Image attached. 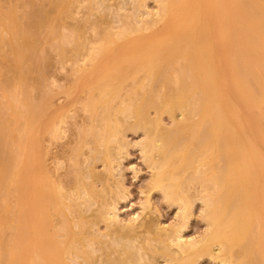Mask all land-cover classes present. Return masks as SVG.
Segmentation results:
<instances>
[{"label": "bare ground", "instance_id": "bare-ground-1", "mask_svg": "<svg viewBox=\"0 0 264 264\" xmlns=\"http://www.w3.org/2000/svg\"><path fill=\"white\" fill-rule=\"evenodd\" d=\"M83 1L88 2L87 14L92 15L93 10L97 13L108 8L103 3L110 0H102L101 5L100 0H16L14 4L9 0L6 5L7 22L1 31L9 35H0V55L7 57L9 64L0 70V85L11 97L4 104L11 112L8 118L0 115V133L5 132L10 152L19 153L13 166L14 178L9 181L18 191V220L21 223L24 216L27 225L19 227L13 237L14 245L22 243L19 255L14 246L1 248L0 243V264H154L156 251L163 253L166 264H196L204 254L213 257V246L218 247L223 264H264V66L259 64L264 59V1L223 0L222 11V0H212L216 9L212 11L201 7L204 0H157V18L149 14L154 18L143 20V13H137L121 23L118 36L163 22L142 41L137 35L138 40L125 44L126 49L121 45L127 52L121 57L120 48L103 54L105 40L112 34L109 22L102 16L66 25V19L74 18L75 8ZM247 1L251 14L232 16L238 3ZM15 4L29 9L16 13ZM136 4L135 9L146 5L144 0ZM232 22L237 23L232 31L239 38L238 54L231 50L218 55L213 44L199 43V35L205 38L215 27L221 36ZM87 28L94 30L97 38L94 45L86 48ZM193 34L198 35L197 40ZM163 38H167V43L158 41ZM139 40L145 42L140 44ZM45 44L53 46L60 61L74 55V62H79L77 58L81 56L92 69L91 78L83 75L88 70L83 61L84 66L71 70L78 74L71 89L89 90V101L84 106L92 111L90 124L78 131L73 156L67 159L72 162L69 165L73 179L65 187L50 176L44 164V138L58 133L60 112H49L52 102L46 87L38 102L29 101L28 97L30 80L41 86L44 79L48 64ZM236 57L244 73L256 78L259 96L253 94L244 76L240 77L234 68ZM7 71L11 72L10 77L6 76ZM128 80L132 87L123 94L132 98L120 101L123 106L118 112L132 117L133 124L109 114L113 91ZM98 106L106 111L103 120L97 116ZM150 109L154 117L148 115ZM164 113L173 120L170 127L161 124ZM177 113L183 116L179 120L175 119ZM131 125L143 130L144 140L139 144L155 169L150 180L152 188L160 190L168 201L177 202L182 212H188L192 199L186 193L187 186L201 187L209 228L202 237L183 241L181 226L167 228L137 218L126 223L118 219L110 204L117 191H112L108 179L115 170L116 156L125 145L120 137L122 128ZM83 146L90 148L88 153L93 160L100 154L97 159L105 168L104 174L95 172L92 166H79ZM155 154L159 156L157 160ZM7 159L0 150V191L5 183ZM98 182L102 184L100 188L96 186ZM89 203H97V207L86 216L82 206ZM99 222L105 225L102 234L92 230ZM54 227L64 232L62 240H57L53 232L48 233ZM101 236L110 239L105 241ZM91 243L96 244L93 250L89 249ZM173 246L175 249H171ZM95 250L100 254L95 255ZM72 254L82 261L75 262Z\"/></svg>", "mask_w": 264, "mask_h": 264}, {"label": "rangeland", "instance_id": "rangeland-1", "mask_svg": "<svg viewBox=\"0 0 264 264\" xmlns=\"http://www.w3.org/2000/svg\"><path fill=\"white\" fill-rule=\"evenodd\" d=\"M10 1L12 2V4H14L16 2V0H10ZM94 1H95V3L96 2L98 3L99 0H94ZM94 1H93V3H94ZM100 1L101 2L98 3L99 5H101L103 3L102 0H100ZM132 1H133V3H132ZM137 1L138 0H136V1H134V0H131V1L130 0H110L109 2H104L103 4L104 5L107 4L108 8L105 7L103 9V5H102V6H100V9H101V7L103 9L102 11L100 10L96 13L93 10V12L96 15L94 13L92 15L87 14L88 8H86V6H87L88 2L83 1L79 5V7L75 8L74 13H73L74 18L73 19H66V25L75 24L77 21L82 22L83 20H85V18L87 19V17L90 18L91 20L103 18V19H105L104 21L107 20V22H109V24L107 26H109L108 28L111 30L110 32L112 34V37H110V39L105 40V44L103 45L105 47H103V49H105V50L107 49V50L105 51L102 49L104 51L103 54L106 55L109 52V50L112 48H113V50L115 48V51L117 50V48L122 49L121 45H123V47L126 49L125 46L127 45V43L130 42V40L140 39L142 41L143 39L147 38V36L150 33H155L154 31H157V28L160 27L163 23L161 20V21H158V23L156 25H154L148 29L142 30L141 32H131L127 36H120V35L118 36L116 32L120 28L121 23L123 21L124 22L127 21L126 17L128 15H130V14L136 15L137 13L138 14L143 13L141 15V16H143L142 17L143 20H144V18H145V20L150 19L152 16L151 17L147 16L149 14L150 15L154 14L153 15L154 17L157 16L158 9H160V7H159L160 3H158L157 0H144V5L145 4L146 5L141 7V8H139V6H137L135 9L134 6L137 5L136 4ZM258 1L263 2L264 0H258ZM7 2H9V0L8 1L7 0H0V21H2V22H0V35L3 33L2 35H4L5 37H7L9 34L7 32H2L1 30H2V28H4L5 22H7V16H6L7 15V11H6L7 7H6V5L9 4ZM213 3H214V1H212V0H204L201 2V7L206 9V10H209V8H212V11H215L216 10L215 7H212ZM108 4L110 5V7ZM131 4H133V6ZM219 7L222 11L225 10L223 0L219 3ZM117 8L119 9V11ZM137 8L140 10H137ZM26 9H29V8H25L24 6L17 5V4L14 5V10L16 13L21 12V11L26 10ZM249 9H251V6H250V3L248 1L244 2V3H238V8L232 12V16L233 15L238 16L241 14L250 15L251 12ZM138 11H140V12H138ZM3 12L5 15H3ZM144 15L146 17H144ZM98 16H102V18H100ZM141 16H139L138 18H140ZM216 16H218V15H216ZM133 17H136V16H133ZM154 17H152V18H154ZM3 18H5V19H3ZM130 18L131 17H129V19ZM15 21L18 22V19H15ZM236 24L237 23L232 22L231 26H229L228 29L223 30V32H225V34H222L221 35L222 37L216 33L217 29H215V27L211 28L213 30V32H212V30L208 31L205 38H204V36L199 35V43L202 41V42H208V43L213 44L214 46H216V47H214V50H215V48H217L216 51H217L218 55L219 54L223 55V53H225V51H226V53L227 52L229 53V51H231V50H233L235 52V54H238V52L240 50V47L238 46L239 38H238L237 34L234 31H232L233 29L236 30V26H235ZM107 26L105 24H103L102 27H107ZM229 30H231V34L228 33ZM261 30L264 33V25L261 26ZM64 32H66V31L64 30ZM137 35L140 38L138 37V39H136ZM141 35H143V37ZM151 35L153 36V34H151ZM193 37H194V39L197 40L198 35L193 34ZM84 38H85L86 48L90 47L96 43V42L95 43L93 42L97 38L96 32H94V30H91L90 28H87L86 32L84 34ZM141 41L139 42L140 44H143V42H145V41H143V42H141ZM158 41H160L161 43H167L168 40H167V38H163V39H160ZM62 44L65 45L64 42ZM119 45H120V47H119ZM45 46H47V47H45ZM85 46H84V48H85ZM44 47L46 48V54H47V58H48V64H47V69H46V72L44 75V79L42 78V80H44V81L41 80V82L43 84L40 82L41 86H37V85L32 83L33 81L31 82V80H30V82H29L30 84H29V88H28V97H29V101L33 100V102L34 101L38 102V99H40V96L42 93V88L46 87L45 89L48 90L47 92L49 93V96H50V99L52 102L51 106L48 109L49 112H52V110L60 112L59 121L57 118L58 133L55 135V137L53 136V138L49 135H45V138H44L45 141L43 142V145L44 144L46 145V146L45 145L44 146L47 150L46 155H45V161H44L45 163L44 164H45V167L48 170L50 176H52L54 179H56V181H60V182L62 181L61 184L65 187V186H68L70 183L72 184V179H73V177L71 175L73 169H72L71 165H69V164H72V162H71V160L68 161L67 159H69L73 156L71 151L76 144L77 136H78L79 132H81L82 128L87 127L90 124L89 119H90V113L92 111V110L87 109L84 106L86 101L88 100V97L90 96L89 90H87V89L85 90V88H79V89H77L78 91L71 89V85H72L73 80H75L78 77V74L74 71H71V70L73 67H76V66L82 67V66H84V63H85V65L87 64L86 67L88 68V70L83 72V75H86L85 77L91 78L90 76H92L91 75L92 69L90 67V65H91L90 62L88 63V62L83 61L82 60L83 58L81 56L77 58V59H79V62L78 61L74 62V60L76 59L75 58L76 56H74V55H70L68 57V59H64V60L60 61L61 59H59L58 53L55 49H53V46L51 48V46L49 47L48 44H45ZM124 48L122 50L118 49L119 52L117 51L118 55L120 53V57L125 52ZM126 53L127 52H125L123 56H125ZM103 54L98 55V57L99 56L102 57ZM115 54H117V53H115ZM123 56H122V58H123ZM82 61L84 63H82ZM77 63L79 65H76ZM8 64L9 63L7 62V57L4 59L0 55V70H2V68L7 67ZM259 64L264 66V59L262 61H260ZM235 67H236L237 71L240 72L239 76L240 77L244 76V79L248 83V86L252 90L253 94L259 96L258 90L255 86L256 78H252V76L249 75L248 73H244L243 68L240 66V61H239L238 57H236V65H234V68ZM230 68L232 69L231 65H230ZM140 73L142 74V72H140ZM140 73H139V76H141ZM6 76L10 77L11 72L7 71ZM137 80H138V76H137ZM234 81H235V83L237 81L235 76H234ZM130 86L132 87V82L130 80H128L127 82H125L122 85V88H120L117 91L114 90L113 91L114 97L113 98L111 97L112 99L110 98L111 99L110 100V108L112 110L109 112V114H114V117H116V118L117 117L120 119L122 118L121 120H123L125 124L126 123L129 124V122H131V124H133V119L130 116H125L126 114H124V113L120 114V112H118V110H119L118 108H121L123 106V104H120V101H126V100L128 101L129 98H132V95L123 94V92L127 93L128 89H131ZM68 89H69V91H68ZM93 90L96 91L95 88ZM92 91H91V93H93ZM114 92L115 93L117 92V93L115 94ZM17 94L19 96H21L19 91L17 92ZM120 95H121V97H120ZM125 98H126V100H123ZM10 99H11V97L9 96L7 91L3 90L1 85H0V115H2L4 118H8L9 114L11 112L10 107H8V106L6 107L4 105L5 102L7 100H10ZM36 102H34V103H36ZM82 106H84V107H82ZM112 106L114 107V109L112 108ZM84 108H86V109H84ZM115 108H116V110H115ZM19 109L23 110L24 107L19 106ZM97 109H98L97 116H99V120H101V119L103 120V118H105L106 111L104 109H102V107H99ZM148 115L150 117H154L155 114H154L153 109H150L148 111ZM111 117L113 118V115H110L109 118H111ZM182 117L183 116L181 114L177 113L175 119L179 120ZM160 119L162 122L161 123L162 126L164 125V127H170L172 125L171 123L173 122V120H172V118H170V116L168 114H166V113L161 114ZM19 121H20V123H23V120L21 118L19 119ZM86 121H88V122H86ZM136 128L137 127L134 128L131 125V127L122 128V131H121L120 137H121L122 141L124 140L123 142L125 145L122 146V148L120 149L119 155L116 156V163H115V167H114L115 170L112 172L111 176L108 179L109 180L108 183L109 184L111 183L110 187H111L112 191L116 188L115 192L117 191V195H118L117 196L114 194V196L110 199L111 207H114L113 211L117 214L118 219H120V221H122L124 223L128 222L131 219L137 218L141 222L145 221L147 223L154 224V225L158 224V225H160V227L171 228L174 225H175L174 227L181 226L180 235L182 236L183 241L192 240V239L194 240V239H198V238L202 237L205 234V232L208 231L209 228H207L208 223L206 221L207 217L205 216L206 215L205 214V207L206 206L204 205L205 203L203 201H201L202 200L201 199V194H202L201 187L199 186V189H198L197 184L196 185L191 184V185H189L190 187L187 186L188 188H187L186 193L188 194V196H190L189 197L190 200L192 199L190 202V208H189L188 212L186 211L187 213L182 212L180 210V208H179L180 206H178L179 204L177 202L171 201V200L168 201L165 198V196H163V193L160 190L152 188L151 187V181H152V177H153V173H154L155 169L152 167L153 165H151V163L148 161L147 157L144 155V153L141 151V148H140V144L144 140L143 139V136H144L143 130L139 129V128L136 129ZM76 131H77V133H76ZM13 134H15V132H12V135ZM75 138H76V140H75ZM2 149H3V155L8 158L7 159L8 163L5 167V183L3 185V190L0 191V243H1V248L2 247L8 248L10 246H14L15 247L14 252L19 255V253L22 249V246H21L22 243H21V241H19V242H17L16 245H14L13 244V237L15 236L17 229L19 227H23V226L25 227L27 225V221H26L25 217L23 216V219L21 220V223H20L18 220V217H17L18 191L15 190V188L13 187V183L11 181H9V178L10 177L14 178L15 170H14L13 166L17 162L16 158L19 155V153L17 155H15V153L13 151L10 152V146H9V143L6 142L5 132L3 134L0 133V150H2ZM68 151H70V152L68 153ZM81 152H82V155H80L78 158L80 167L82 166V168H86L87 166H92L94 171L97 173L100 172L101 174H104L106 172L104 166H102L103 165L102 162L97 159V156H99L100 154H97L96 159L93 160V158H91V155H89V153L91 152L89 147L83 146ZM56 154H58V155L56 156ZM85 156H86V158H85ZM156 156L157 155L155 154V158L157 160L159 156L158 157H156ZM59 160L61 162H62V160L63 161L65 160V161H64V163L61 164V162ZM82 161H83V163H82ZM150 166L152 167V169ZM103 171H104V173H102ZM100 184L101 183L98 182V183H96V186L100 188L102 185V184L101 185ZM66 188H68V187H66ZM197 194H199V195H197ZM193 196H194V198H192ZM82 207L87 211L86 212L84 210L85 214L87 213L86 216L87 215L90 216V214L94 211V209H96L97 203H94V204L89 203V205L87 207H84V206H82ZM86 208H88V210ZM187 214H188V216H187ZM155 222H156V224H155ZM92 230L93 231L96 230L97 233H100V234H102L106 231L105 225L103 222H99L98 224H96L92 228ZM140 230H141V228L138 229V231H140ZM47 231H48V233L53 232L55 235L54 237H56L57 240L63 239L62 234H64V232L62 230L58 229L57 227L49 228ZM101 237H102L101 239L105 240V241L106 240L108 241L110 239V236H101ZM91 244H92V246H89L90 248L89 247L88 248L93 250L96 247V244H93V243H91ZM171 249H175L174 246L171 247ZM95 251H94L95 255L100 254V252L98 250H95ZM212 254H213L214 258L212 257V255L210 257L209 254H206V255L204 254L203 256L198 258L195 263L196 264H221L222 262L219 261L220 252H219L217 246L216 247L213 246ZM154 255H153L154 264H166L165 258H164L163 253L161 251H156V254H154ZM72 256H73V260L75 261L76 258L74 257L73 254H72ZM45 257H46V255H45ZM70 258H72V257H70ZM76 260H77V262L82 261V259L79 257ZM74 261H72L71 263H73ZM10 264H15V262L10 263ZM129 264H131V263H129Z\"/></svg>", "mask_w": 264, "mask_h": 264}]
</instances>
